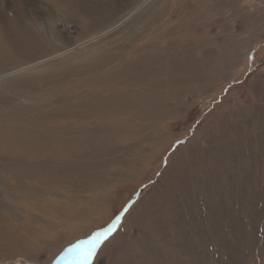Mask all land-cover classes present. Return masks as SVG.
<instances>
[{"label": "rangeland", "instance_id": "obj_1", "mask_svg": "<svg viewBox=\"0 0 264 264\" xmlns=\"http://www.w3.org/2000/svg\"><path fill=\"white\" fill-rule=\"evenodd\" d=\"M0 13V75L23 68L0 80V264H79L70 250L101 233L90 264H264V0H0ZM198 39L210 81L166 114L128 110L153 101L141 66Z\"/></svg>", "mask_w": 264, "mask_h": 264}, {"label": "bare ground", "instance_id": "obj_2", "mask_svg": "<svg viewBox=\"0 0 264 264\" xmlns=\"http://www.w3.org/2000/svg\"><path fill=\"white\" fill-rule=\"evenodd\" d=\"M52 3H54V4H56V5H58V6H60L61 4H63V3H69V0H50ZM32 2V1H31ZM31 2H30V4H31ZM35 6V5H34ZM1 14V13H0ZM17 20H15V22H10V23H6V24H2L3 25V28L5 29V31L7 32V33H9V34H12L13 32H15L16 33V31H15V28L16 29H18V28H20L21 29V21H20V19H19V16L16 18ZM14 21V20H13ZM21 22V23H20ZM5 26V27H4ZM23 26H25V25H23ZM23 26H22V29H23ZM24 30V29H23ZM102 33V32H101ZM105 32H103L102 34H104ZM101 34V35H102ZM13 35V34H12ZM11 35V36H12ZM99 36L100 35H95V36H93V37H91V38H88V40L86 41V42H90V41H93V40H96L97 38H99ZM14 37V36H13ZM15 38V37H14ZM14 38H13V41H16V40H14ZM21 38V39H20ZM19 39L20 40H22V44L24 45V47L26 48L27 47V45H29L28 43H29V40L27 39V37L24 35V36H21ZM3 39V38H2ZM4 41V40H3ZM84 42V41H83ZM14 44V43H13ZM18 44V43H17ZM36 44V43H35ZM38 44V43H37ZM32 45V44H31ZM34 46V45H33ZM18 47V46H17ZM23 47V46H22ZM30 47V46H29ZM21 48V47H20ZM1 49V48H0ZM24 49V48H23ZM22 49V50H23ZM32 49V48H31ZM7 50V49H6ZM30 50V49H29ZM10 51V50H9ZM65 51V50H64ZM63 51V52H64ZM206 52H208V51H206ZM6 54V53H5ZM176 54V53H175ZM9 54L7 53L6 54V56H8ZM191 60V59H190ZM42 62V61H41ZM155 62V61H154ZM182 63V62H181ZM201 63V62H200ZM39 64V63H38ZM155 64V63H154ZM206 64V63H205ZM33 65V64H32ZM152 65V64H151ZM200 66H201V64H199ZM25 66H27V65H25ZM31 66V65H30ZM175 66H176V64H175ZM199 66V67H200ZM183 67V66H182ZM207 67H208V65H207ZM144 68V67H143ZM172 68V67H171ZM201 68V67H200ZM158 69V68H157ZM165 69V68H164ZM23 70V68H19V69H16V70H13V71H10V72H8V73H5V74H2V75H0V80L1 79H8V78H10V77H12V76H14L16 73H19L20 71H22ZM136 70V69H135ZM216 70V69H215ZM143 71V70H142ZM145 71V70H144ZM179 71V70H178ZM178 71H176L174 74H173V71L171 70L170 71V73L172 74V76H170L169 78H168V73L166 74V73H163V77H165V76H167V80H165V79H162V80H160V81H158V80H156L155 79V77H157V75H159V74H157V71H155V70H153V69H149V70H147V71H145V72H148L149 74H148V77H147V79H146V81L147 82H145V84H144V86L146 87L145 89H143V92L141 93L142 94V98H146L147 96H151L152 97V102L150 101V102H143L144 104H142V103H139V104H134V103H129V105H128V110L129 109H140V108H142V109H147V110H151L152 109V113H151V115H153L154 114V107L157 105V107H158V103L161 101V100H164V99H166V97L168 96V97H170V98H174V97H178V96H182V95H184V93H185V91H186V89H188V88H190V86H191V84H192V82H193V80L194 79H196V78H199V76L200 75H202V73H201V69L199 70V68H198V63L197 64H195V63H191V64H188V67L186 68V70L185 71H180V73L178 74ZM140 72H141V69H140ZM144 72V73H145ZM160 73V72H159ZM207 73V72H206ZM76 74V73H75ZM177 74H178V77H177ZM124 75V74H123ZM126 75V74H125ZM176 75V76H175ZM77 76V75H76ZM132 76V75H131ZM134 76V75H133ZM162 76V75H161ZM205 76V75H204ZM131 78V77H130ZM206 78L209 80V78H210V74H209V77L206 75V77H204V79H199V81H198V85H199V83H202V82H204L205 80H206ZM158 79V78H157ZM127 80V79H126ZM128 80H131V79H128ZM207 81V80H206ZM210 81V80H209ZM108 82V81H107ZM46 83V82H45ZM121 84V83H120ZM123 84V83H122ZM121 84V85H122ZM205 85H207V84H205ZM120 86V85H119ZM118 86V87H119ZM109 89V88H108ZM111 91V90H110ZM117 91H118V89H117ZM142 91V90H141ZM115 92V91H114ZM124 93V92H123ZM127 93H129V92H127ZM118 94V93H117ZM138 94V93H137ZM136 94V95H137ZM120 95V94H119ZM135 95V96H136ZM116 96V95H115ZM131 96V95H130ZM109 97V96H108ZM119 97V96H118ZM140 97V98H141ZM113 98V97H112ZM123 98H125L124 96H123ZM122 98V99H123ZM115 99V98H114ZM168 99V98H167ZM179 99V98H178ZM99 100V99H98ZM126 100V99H125ZM123 101V100H122ZM118 102V101H117ZM109 103V102H108ZM136 103V102H135ZM138 103V102H137ZM171 103V102H170ZM103 104H104V102H103ZM113 104V103H112ZM116 105V104H115ZM170 105V104H169ZM173 105V104H172ZM100 107V106H99ZM117 107V106H116ZM126 107V106H125ZM98 108V107H97ZM161 108V107H160ZM175 108H177L175 105L174 106H172V108H171V110L170 111H174L175 110ZM84 109V108H83ZM118 110V109H117ZM160 110V109H159ZM158 110V111H159ZM162 110V109H161ZM254 110V109H253ZM122 111V110H121ZM86 112H88V111H86ZM132 115V114H131ZM142 115V114H141ZM159 115H160V111H159ZM135 116V115H134ZM143 116V115H142ZM95 118H97V117H95ZM225 118V117H224ZM240 121V120H239ZM217 122H219L218 123V125H216V127L214 128L215 129V132H213L211 135H210V137H213V138H219V135L220 134H223L224 133V127H223V122H222V120L221 121H217ZM225 122V121H224ZM222 123V124H221ZM213 125V124H212ZM214 127V126H213ZM258 128H260V127H258ZM242 129V128H241ZM237 131H238V129H237ZM243 131V130H242ZM212 132V131H211ZM210 132V133H211ZM236 132V131H235ZM245 132V131H244ZM243 132V133H244ZM208 133V132H207ZM235 134H237V133H235ZM234 134V135H235ZM207 135V134H206ZM240 135V134H239ZM239 135H236V136H239ZM245 135H247V134H245ZM223 137V136H222ZM235 137V136H234ZM233 137V138H234ZM220 139V138H219ZM221 140V139H220ZM227 140V139H226ZM232 140H234V139H232ZM218 141V140H217ZM224 141V140H223ZM218 142H220V141H218ZM240 143V142H239ZM231 150H233V149H230V151ZM261 150V149H260ZM211 151V149L209 150V152ZM229 151V152H230ZM215 152V151H214ZM233 153L232 154H234V151H232ZM192 154H196L195 152H191ZM229 154H231V153H229ZM229 154H227V155H229ZM202 157V156H201ZM227 157V156H226ZM233 157H234V155H233ZM218 158V157H217ZM224 158V157H223ZM229 159V158H228ZM230 160V159H229ZM201 161V160H200ZM203 161V160H202ZM230 162V161H229ZM261 164V163H260ZM225 166H227V165H225ZM169 168V167H168ZM253 168V167H252ZM167 169V168H166ZM170 172V171H169ZM182 193V192H181ZM182 215V214H181ZM122 249V248H121Z\"/></svg>", "mask_w": 264, "mask_h": 264}, {"label": "crops", "instance_id": "obj_3", "mask_svg": "<svg viewBox=\"0 0 264 264\" xmlns=\"http://www.w3.org/2000/svg\"><path fill=\"white\" fill-rule=\"evenodd\" d=\"M183 41H188V39L187 40H183ZM200 42L201 41L199 39L198 40H193V42H191L189 44H183V45L179 44L178 46H175V48L173 47V44H170L168 47L163 48V51L160 50L161 54H160V57H159L160 58V61H158V63H157L158 66L156 65V61L154 62L155 64H152L151 65V67L149 66L148 63H146L145 65L141 66L142 67L141 68V71L142 70L143 71L144 70L147 71L150 68L153 69V70H155V71H157V74H159V75H157V77H155V79L158 80V81H160L162 79L167 80V76H168V78L170 76H172V74L170 73L171 70L173 71V74L176 71L179 70L178 71V74H179L180 71H185L186 70V68L188 67V64H191V63L197 64L198 63V64H201L200 67H201V73H202V75L199 76V79H204V77H206V75L209 77V74L211 72H208L207 71L208 73H206V72L203 71L204 70V67H207V63L204 65L202 59H199L198 54H201L202 53L203 55H206L207 56V53H209L210 51L208 49H206ZM173 49H174V52L172 53ZM206 51H208V52H206ZM175 64H176V66H175ZM154 65H156V68H153L152 67ZM166 72L168 73V75L165 76V77H163V73H166ZM178 74H177V77H178ZM191 90H188V91H191ZM188 91H186L185 94L188 93ZM184 95H182V96H184ZM171 99H173V98H170V97L167 96L166 99L161 100L158 103V107L156 105L154 107V109L157 110V112L160 111V113H162V114L165 113L166 114L168 111L171 110L172 106H174V104L172 105V102L169 103V101Z\"/></svg>", "mask_w": 264, "mask_h": 264}, {"label": "snow or ice", "instance_id": "obj_4", "mask_svg": "<svg viewBox=\"0 0 264 264\" xmlns=\"http://www.w3.org/2000/svg\"><path fill=\"white\" fill-rule=\"evenodd\" d=\"M112 229H108V232H111ZM100 236H104L106 238L107 233L97 234V236H93L91 239L84 241L82 245H76L75 249L70 251L79 250L80 255L78 257L79 264H90L91 257L95 252V249L98 244L101 243V240L98 238Z\"/></svg>", "mask_w": 264, "mask_h": 264}]
</instances>
